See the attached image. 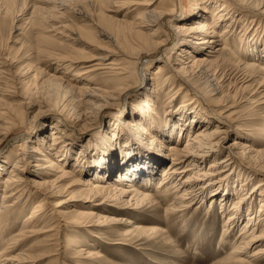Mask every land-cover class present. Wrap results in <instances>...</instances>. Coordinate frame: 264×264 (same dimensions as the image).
<instances>
[{"label":"bare ground","instance_id":"bare-ground-1","mask_svg":"<svg viewBox=\"0 0 264 264\" xmlns=\"http://www.w3.org/2000/svg\"><path fill=\"white\" fill-rule=\"evenodd\" d=\"M87 1L90 3L88 6L92 14L83 13L82 16L89 18L91 25H85L83 29L81 26L68 29L64 25L61 26L64 28L61 34L64 36L67 30L70 33L65 36L76 38L73 39L76 42H82L84 35L98 34L107 40L106 43H112L115 54L113 50L106 49L93 60L86 57L82 60L80 56L73 57L76 60H69L66 68L71 70L75 63L86 64L97 61L93 65L84 67L85 75L90 76L94 71L108 69L117 77L103 81L95 90H80L79 93L85 96L84 99L76 101L79 96L74 95L70 104L63 103L56 111L43 112L44 116L56 113L57 122L61 124L57 135H64L65 141L70 142L68 138L73 128L69 125L71 120H79L83 116L85 124H88L85 131L96 128L100 130L107 118L104 112L115 103L118 115L109 128L114 134L108 133L102 139L107 140L106 144L110 145L104 147V150H109L115 145L126 156L146 154V158H142L139 162L140 158L137 157L138 171L135 169L136 166L129 170L119 168L118 172L121 170L123 172L119 174L120 180L115 179L116 182L108 180L110 182L105 184L103 183L105 177L90 178L93 177L90 175L92 172L83 170L79 160L78 164L71 168L70 159L73 154L51 153L54 150L52 146L57 145L55 138L50 146L47 145L49 152H45L37 144V140L31 138L28 131L23 132L21 144L17 145L18 142L15 143L14 140L10 144L11 147L18 148L15 149L17 153L20 152L16 154L13 164L11 158L14 151L0 162V185L4 188L0 207V264H36L47 257H55L51 264H64V261L72 264H99L104 257L97 243V240H101L99 237L101 235L118 238L116 241H121L118 244L124 246L139 247L149 236L159 237V244L161 242L174 244L167 234L169 232L164 229L148 227L130 218L135 213L144 211L145 205L147 209L154 208L155 211H163V206H167L165 210L167 219L182 218L183 220L184 218L185 220L191 211L197 213L203 209V205H200L203 201L205 204L209 198L212 203L216 198L214 202L221 201L223 206L225 229H230L234 225L237 227L238 222L243 216L245 217L243 211L246 209L248 213L255 203V197L260 196L262 200L259 203V212L248 215L237 238L230 237L232 239L230 244L232 242L235 246L232 247L228 258L223 261L224 264H259V261L264 260V154L257 151L256 155H260V159L255 163L249 159L252 163L251 173L261 181L260 184L247 190L245 186H249L250 183L246 182L234 188L233 192L229 175L235 167L244 166L241 161L245 160L246 151L251 145L247 140L242 141L243 136L235 132L240 138L233 142L226 155L221 156L224 142L237 129L234 125L236 113L228 104L231 96L222 95L216 74L213 72L210 76L212 72H209V68L214 62L209 60L207 53L221 55L231 53L233 47L229 40L235 35L244 46L243 37L247 34L243 32L249 29L248 20L254 25L261 24L254 16L264 15V0ZM135 1L143 2L145 6L141 7L142 5L137 4L138 8L135 11L130 10V7L135 5L133 3ZM112 9H115L113 12L115 15H109L108 12ZM124 9L127 11L122 18L117 17ZM57 15L54 14V17ZM237 26L244 27L242 33L238 35ZM163 30L167 31L168 36L162 34ZM123 46H126V50ZM189 47L199 56L189 51ZM127 48L130 50L128 51ZM185 48H188L187 52ZM185 52L186 56L189 55L187 58L182 56ZM117 53L132 57L131 59L138 62V88L142 89V93L132 100L131 106H128V103L131 101L132 93L137 92L134 89L136 87L130 84L124 85L130 81V74L126 75L130 71V64L113 60ZM234 62L244 77H256L258 88L264 87V63L258 56L247 54L235 59ZM151 63L153 65L151 71H147ZM156 64L160 65L155 67ZM196 75L204 77L205 88L194 82ZM49 78L51 81L63 79L55 74ZM85 81L91 83L93 80ZM168 88L170 89L166 94L168 101L165 103L166 106L164 105L165 108L163 106L161 108V105H157L158 98L164 95ZM207 88L210 91H206ZM252 91V95L260 97L259 101L264 104V93L258 90ZM154 94L156 95L153 96ZM178 97H181V105L176 111L184 114L175 122L160 123L163 118L168 120L162 116V113L164 116L171 115V113L167 114V111ZM253 100L254 98L247 99L249 104L257 102ZM199 112L210 113L219 119L213 121L207 114L204 121L207 118L210 120H207L208 122L203 124L194 135L188 136L184 148H179L177 143H180L187 131L198 127L199 118H203L200 117ZM96 116L98 123H96L97 118L92 119ZM119 120H121L120 124L115 127V123ZM19 123L12 121V128L8 126L7 133L5 131L0 134L4 135L2 138H9L16 131L21 130L23 125L21 121ZM214 123L216 125L212 127ZM45 143L43 140L42 144ZM155 144H158L159 152L153 148ZM235 149L242 151L235 153L233 151ZM162 151L166 154L163 155ZM165 157L171 162L166 165L161 181L156 185L155 190L158 192L153 197L150 189L154 186L157 169L164 167L166 163ZM207 163L208 169L203 167ZM9 164H11L10 171H8L10 167H7ZM29 175L33 179L28 186L36 191L28 190L24 178L21 177ZM248 175L250 177V174ZM73 177L82 178V181H77L72 186V188L80 187L79 194L78 191L70 192L71 186L67 185ZM115 178H118V175ZM94 179L102 181L95 182ZM246 181H249V178ZM139 184L141 186L143 184L144 189L139 188ZM240 192L243 195L238 196ZM233 195L238 197L232 202V212L226 215L225 209L227 210ZM34 197L40 202L36 204L34 212L26 216L24 228L14 233L6 226L9 218L27 212ZM13 198L15 199L10 201ZM157 198L159 201L155 200ZM208 209L209 215L212 216L213 210L210 209H214L213 205ZM48 219L54 221L58 227L64 228L65 238L62 239L59 232L53 233L46 236L43 249H27L28 239L53 231V229L46 230L42 226ZM165 220L162 223H165ZM72 240L74 245L71 244ZM65 244L68 245L66 253L63 251ZM110 245H115V242ZM256 245L260 246L248 254V250Z\"/></svg>","mask_w":264,"mask_h":264},{"label":"rangeland","instance_id":"rangeland-1","mask_svg":"<svg viewBox=\"0 0 264 264\" xmlns=\"http://www.w3.org/2000/svg\"><path fill=\"white\" fill-rule=\"evenodd\" d=\"M137 1L133 2L135 5L130 7V10L135 11V9L138 8L137 4L142 5L141 7L145 6L142 4L143 2ZM88 4L90 3L87 0H0V117H2L0 118V134L5 131L7 133L8 126H11L12 128V121H15L18 124H20L19 122L21 121V124L23 125L21 130L16 131L15 134L9 138H2L4 135H0V162L5 160L7 156H10L12 154L11 152L14 151L13 158H11L13 164V160L16 159V154H20V152L17 153L18 151L15 149L18 148H13L10 144L13 140L15 143L18 142L17 145L21 144V134L28 131L31 138L35 139L34 141L37 140V144H39L41 149L45 152H49L47 145L50 146L55 138V143L57 145L52 146L54 150L51 151V153L64 155L66 152H69L70 154H73L70 159L71 168H74V165L78 164L79 160V165L81 163L80 166H82L83 170L92 172L90 175L93 177L90 178L104 179L105 177L103 183L106 184L110 181L116 182L115 179L120 180L119 174H123V172L122 170L118 172L119 168L129 170L136 166L135 169L138 171L137 157L138 159L140 158L139 162H141L142 158H146V154H139V156L135 157L133 155V157L126 156L121 152L119 147H115V145L109 150H104V147H109L110 145L109 143L106 144L107 140L102 139L105 138L108 133L114 134L109 128L113 125L111 123L116 120L118 115V109L115 107V103L111 104L110 109H107L104 112V116L107 118L100 130L99 128H96L92 131H85V129L88 128V124H85V118H83V116H81L79 120H71L69 125L73 128L71 130L70 138H68L70 142L65 141L66 138L63 137L64 135H57L61 124H58L57 122L56 113L53 112L54 115L47 116H44L45 114L43 113L46 111H56L58 106L63 103L69 102L70 104L74 95L75 97L79 96V98L75 99L76 101L84 99L85 96L82 95V93H79L80 90H95V88L98 87L99 84L101 85L103 81L117 77L108 69L94 71L90 76L85 75L84 67L91 64L93 65L97 61L86 64L84 62L75 63L71 70H67L66 68V64H69V60H76L73 59V57L80 56L82 57V60H84V57L92 58L93 60L94 57L96 58L98 54L104 52L106 49L107 51L113 50L115 54V48L112 49V43H106L107 40H104V38L98 34L94 33V36L84 35L85 38L83 37L82 42H76L73 40L76 38L73 37H66L65 34L69 35L70 33L67 32V30L64 36L61 34L64 30L61 26L64 25L67 26L68 29L76 27L80 28V26L81 29H83V26L91 25L90 19L82 16L83 13L89 15L92 14L91 8ZM126 11L127 9H124L121 15H118L117 17L122 18ZM113 12H115V9H112V11H109L108 13H110L109 15H115ZM54 14L58 15L54 17ZM254 18H257L261 24L256 23L254 25L251 24V20H248L247 25H250L251 27L249 26L247 32H243V34L246 33L248 35L243 37L244 46L240 42V39H237L239 37L235 35V37L233 36L229 40L233 47L231 53L228 52L227 55L207 53L209 54V60L212 63L214 62L209 68V72H212L210 73V76L213 75V72L216 74L217 81L222 88V95L231 96L228 104L233 107L232 110L236 113L234 117V125L237 126V129L224 142V149L221 156L223 157L226 155L233 142L240 138L237 137L238 134L243 136L242 138L244 139H242V141L246 142L247 140L251 145V148L246 151L245 160L241 161L244 166L239 165L238 168L235 167L231 171V175H229V178L231 179L230 182L233 186V192L235 191L234 188H238L240 184L246 182L250 183L248 184L249 186H245V188L251 190L261 182L251 173V161L255 163L260 159V155H256L257 151L264 154V104H261L259 101L260 97L252 95V90H258V92L263 94L264 87L258 88L256 83L258 78L244 77L243 73L234 62L235 59H239L248 54L253 57L258 56L259 60L264 63V15L258 17L254 16ZM236 28L237 35L244 30V27L241 26H237ZM162 34L168 36L166 30H163ZM126 46H123L125 50ZM189 48V51H192L194 55L199 56L194 49L191 47ZM185 49L187 52L188 48ZM127 50L129 51L130 49L127 48ZM186 52L182 55L183 57L186 56ZM151 56H153V54ZM188 56L189 55H187L186 58ZM131 58L132 57L120 55V53H117L113 57V60L117 59L121 62H129L130 64V71L126 74H130V81L124 83V85L126 86L130 84L131 86L136 87L134 89H136L137 92L132 93L133 96L130 98L131 101L128 103V106H131L132 100L142 93V89L138 88V62ZM158 65L160 64H156L155 67ZM152 66L151 63L147 67V71H151ZM54 74L63 79L51 81L49 77ZM49 80L50 82H48ZM85 80H93L94 82L92 81L89 83ZM194 80V82H198L197 85L203 86L204 77H198V75H196ZM168 90L170 89H166L163 93L164 95L159 96L160 98H158L157 105H161V108L162 106L165 108L164 105L168 101V96L166 95ZM206 91H210V89L207 88ZM236 91H238L237 94ZM155 95L156 94L153 96ZM248 98H254L253 101L257 102L249 104L247 101ZM174 101L171 105L172 107L167 111V114L171 113V115L164 116L162 113V116L166 117L168 120L166 121V119L163 118V121H159L160 123L163 124L165 122L168 124L171 121L175 122L184 114L181 113V111H176L179 110V106L181 105V97L175 98ZM75 104H77V102ZM200 109L203 110V108ZM1 113L4 115H1ZM199 115L203 118L198 117V127L191 129L189 132L187 131V134L181 139L180 143H177L179 148H184L188 136L194 135L196 131L201 129L203 124L210 119H213V121L219 119L207 112L206 114L199 112ZM207 116L210 117V119L208 120L207 118L204 121V118ZM96 118L97 116L92 119ZM120 122L121 120L117 121L115 127H118ZM96 123H98V118L96 119ZM96 125L94 126L97 127ZM215 125L216 123H214L212 127ZM101 130H104V132ZM43 140L47 144L45 143L43 145ZM146 143H148V141ZM153 148H156V152H159L158 144H155ZM102 151H105L106 153ZM233 151L237 153L241 152L242 149H235ZM162 154L165 155L166 152L162 151ZM170 162L171 160L166 158L164 167L157 169L158 174L155 183L153 184L154 186L150 189V193L153 197L156 196V193L158 192L155 190L157 187L156 185L161 181L163 171L166 168V165L170 164ZM10 166L11 164L7 167ZM203 167L208 169V163ZM203 167L201 169H203ZM10 170L11 167L8 171ZM12 170L15 169L12 168ZM248 174H250V177ZM117 175L118 178H115ZM21 177L24 178V184H27L28 190L36 191L34 188L28 186L29 182L33 179L31 175ZM248 178L250 182L246 181ZM94 180L95 182L102 181L100 179ZM77 181H82V178L73 177L67 185L71 186L69 189L70 192L78 191L77 194H79L81 192L80 187L77 186L72 188ZM142 186L139 184V188L144 189ZM3 189L2 185H0V207L2 206L1 201L3 197ZM237 195L241 196L243 194L240 192ZM238 196L233 195L230 199L231 201L228 203L227 210L225 209L226 215H229L232 212V202L234 199L236 200V197ZM14 199L15 198L10 201H13ZM255 199V203L251 208L252 211L250 209V211L246 213L245 209L243 211L245 217L243 216L238 222L236 225L237 227L234 225L230 229H225L224 226L225 216H222L223 206L221 201H217L216 203L213 200L212 204L208 198V200L205 201V204L204 201L200 204L201 206L203 205V209L200 210V212L194 213V210L191 211L185 217V220L184 218L183 220L182 218L179 220L167 219L165 215V210L168 208L167 206H163V211H155L154 208L147 209L145 205L144 211L142 210V212L135 213V215L130 218L135 219L136 221L138 220L140 224H144L148 227L155 226L164 229L169 232L167 234L170 236V239L174 241V244L165 242L159 244V237L149 236L143 241L144 244H140L139 247H136V245L135 247L133 245L124 246L118 244V242H121L116 241L118 238H110L107 235H103L105 236L103 238L101 235L99 236L101 240H97V243L99 245L98 248L102 250V255L104 257L100 260L99 264H224L223 261L228 258L232 247L235 246L232 242L230 244V241L239 236L248 215L250 213H254L255 215V213H258L260 210L259 203L262 200V197L256 196ZM155 200H158V198ZM38 202L40 201L37 200V197H34L29 205V210L23 214L11 216L6 226L10 227L14 233H18L25 226L24 223L26 216L34 212L36 208L35 206ZM210 205H213L214 208L210 209L213 210L212 216L209 215L210 211L208 213V208L211 207ZM163 220H165V223H162ZM42 226L46 228V230L53 229V231L49 233L45 232L43 235L41 234L38 237L33 236L28 239V242L26 243L27 249H43L45 247L43 245L46 236L53 233L55 234L59 232L61 237H63L62 239L65 238L63 235V233H66L63 231L64 228L58 227L54 221L48 219L43 222ZM230 237H232V239H230ZM73 242L74 241L72 240L71 244ZM112 242H115V245H110ZM259 246L260 245H256L253 249H249L248 254ZM67 248L68 245L66 246L65 244V248L63 249L65 253L67 252ZM54 258L55 257H47L43 261H38L36 264H51L54 261ZM258 263L264 264V260L262 259ZM64 264L72 263L64 261Z\"/></svg>","mask_w":264,"mask_h":264}]
</instances>
